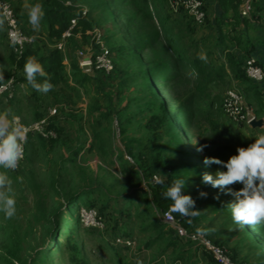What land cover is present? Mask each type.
<instances>
[{
    "label": "trees",
    "instance_id": "obj_1",
    "mask_svg": "<svg viewBox=\"0 0 264 264\" xmlns=\"http://www.w3.org/2000/svg\"><path fill=\"white\" fill-rule=\"evenodd\" d=\"M7 1L13 4L20 22L21 20L23 21V28L28 33L35 35V32L27 27L29 24L28 17L22 8L24 0ZM217 1L221 12L216 17L214 25L218 34L216 46L222 49V53L226 58V61H221L222 63L217 61L209 62L208 58L210 54L208 52L206 53L207 62L199 60L198 56H192L191 49L193 48L198 49L197 47H200L201 50L197 53L203 51L200 45L205 42V39L194 40V36L199 33L198 28L200 25L184 9L174 12L170 0H110L111 6L118 8L125 18V28L123 30L126 35V41L130 44V49L140 59L149 62L148 66L143 70V75L148 77L149 85L153 90L152 93H155L157 98H159L160 93L157 92L158 86L164 85L166 87L168 98L162 102L161 113L151 119L150 126L166 130L165 134L170 137L168 142H165L162 146L155 144V146L148 147L144 152H135L133 156L136 160L130 156L133 159V163L130 165L125 164L126 160L123 156H117V160L122 164V175L126 177L134 190L129 196L133 197L138 193L140 195L141 193L147 195L145 201L148 207L145 211H140L137 216L141 217L142 213H145L147 220H150V222L142 230L154 231L156 235L151 237L144 245L151 248L152 245L154 246V244L161 243L166 239L167 243L163 246L164 248L161 250V253L173 247V262L175 260H182L184 264H198V261L195 260V255L187 258L183 250L179 251L177 239L170 237L175 230L168 226L167 223L161 221L159 214L171 211L183 226L190 229H198L199 215L185 217L178 212L172 211L171 206L173 202L164 197V192L175 180L185 179L186 187L184 192L189 195L190 184H197L199 180H196L198 178L201 179L203 174L210 173V171L215 172L219 167L216 164L206 165L203 162L205 157H216L222 161H226L231 155L236 154L237 147L246 148L251 144L249 141L242 140L226 126L223 120L225 116V95H223L222 101H220V96L214 95L212 83L218 80L226 82L228 78L227 70L228 68L231 69L236 79L243 84H248L245 92L241 89L245 95L246 102L248 103L250 95H254L257 101L254 102L257 104V110H255L256 107L254 108V105L252 107L258 118H264V88L251 79L245 71L246 60L251 56H255L258 63L262 64L258 55L253 53L256 49L255 46L247 41L250 44L243 47L242 37L233 32L236 31L237 27L241 26L242 22H247V17L241 15V5L244 0ZM33 3H41L43 5L45 14L41 20L42 26L48 29L47 38L55 46L49 48L45 41L35 38V43L28 47L22 56L16 54L10 47L11 51L8 56L11 64L10 75L6 74L0 80V83L5 82L11 76H15L17 78L18 89L21 81L26 80V78L20 76V70L24 69V65L29 57H35L43 65L45 71L51 77V83L55 87L46 95L38 91L33 93L35 100L40 105L36 106L32 111L34 115L32 122L49 118L48 128L54 130L56 136L46 139L35 132L28 134L25 165L28 162L33 164L41 153L48 156L55 146H65L68 144V138L72 133L68 131V121H71V117L76 116L79 111L78 104H72L71 100H73L75 92L83 89L81 84L84 80L88 79V76H86L87 74L80 67L78 51L72 53L70 49L69 41L71 36L66 39L68 56L70 54V65L66 64L65 52L58 49L56 45L62 41L64 34L72 26L74 19L78 21L72 30L73 34L81 33L83 38H85L87 37L86 33L93 27V22L89 20L87 14L83 15L84 11L82 7L74 3L73 0H39ZM192 39L194 40L193 42H188ZM232 46L236 47L231 50ZM125 48L122 44L119 47H115L114 50L119 49L123 51ZM110 49L112 50V48ZM240 50H244L245 53ZM83 73L86 74L84 78L81 77ZM131 78L134 80L137 76L135 75ZM38 79L42 82L43 78ZM16 98L17 92L14 99L8 104H12ZM248 105L251 106L250 104ZM52 107H58L59 112L57 115L49 117ZM96 107L92 111L94 109L100 111L97 123L102 125V119L110 118L112 111H101V108ZM174 116L178 117L179 124L174 123ZM80 117L83 118V115ZM200 117L207 118L212 124V129L207 133L200 129V132L196 134ZM83 129L84 125H81L78 133L79 138H76L78 140L77 144L74 147L71 146L70 152L67 155L62 154L60 163H56L57 169L50 174L49 190L54 192L59 198L61 195L65 196L66 202L63 206V211L60 212V208L58 207L53 215V228L47 241H61L63 239L64 224L59 223L57 219L63 213L69 220L74 212L73 207L76 204H80L81 209L87 208L98 211V216L103 220L104 227L107 224L109 225V223H113L114 229L111 231L110 246L119 254L116 249L118 245L115 244V238L117 236L125 238L135 237L131 232L127 231L126 226L124 227L125 229L121 228L122 221L115 216L117 212L122 214L125 210L123 208L114 209L110 202L101 200L98 197V193L102 192V190L94 185L95 180L91 176L92 174L87 169L85 171V166L80 164L81 162L78 157H83L96 148L98 145L96 138H99L97 126H94V131L92 130L93 137L91 140L88 138L86 129L85 133H83ZM257 129L259 128L257 127ZM182 130L186 131L190 142H185ZM121 133H123V129H121ZM196 135H200V140L196 141ZM187 145H191L192 148H187ZM204 145L206 147L203 148V151H198V148ZM175 147L177 148L176 154L178 152L183 153L187 163L183 159L184 162L178 164L175 158L170 157L169 148ZM192 151L196 152L195 158L191 154ZM177 157L180 158V156ZM76 167L82 169L81 175L83 176L80 175V182L82 181V184L71 193H63V190L66 189V187H63L64 172L68 170H73L74 172ZM204 169L209 170V172L204 171ZM156 175L159 176V181L157 182L154 181V176ZM32 185L38 190L37 210L40 215L47 217L44 194L40 191L41 185L35 182ZM145 186L148 187L147 190L144 189ZM239 186L241 184L226 186L225 188L228 193H233L232 188L238 189ZM226 207L232 215L229 206L227 205ZM197 209L198 204L195 202L193 210L197 211ZM129 215L132 217L131 213ZM152 215L153 218L151 219ZM68 220L66 225L70 226L68 241L71 243V259L75 264H86L84 260L80 259L74 228ZM80 223L83 224L82 221ZM92 227L98 229L95 226ZM240 229L245 231L247 239L264 244V222L252 227L246 225ZM177 237L179 236L177 235ZM46 249L48 250V247ZM46 249L42 248L43 251ZM39 252L37 251L33 254L29 264H35L38 261L37 255ZM230 254L232 255L231 252ZM232 257L237 260L235 256L232 255ZM117 261L118 264H137L138 260H122L119 257ZM206 261L204 264H218L209 252H207Z\"/></svg>",
    "mask_w": 264,
    "mask_h": 264
},
{
    "label": "rangeland",
    "instance_id": "obj_2",
    "mask_svg": "<svg viewBox=\"0 0 264 264\" xmlns=\"http://www.w3.org/2000/svg\"><path fill=\"white\" fill-rule=\"evenodd\" d=\"M35 1L37 0H29L30 3ZM73 2L80 5L83 11L87 10V17L93 22V27L86 33L87 37L85 38H83L81 33L72 34L69 41L72 53L77 51L86 53L87 47L91 46L92 31L101 29L104 31L109 47L113 50L116 70L111 74H107L97 69L92 74L86 75L83 73L81 75L82 78H84V75L88 76V79L81 84L83 89L73 94L74 101L71 100L72 104H78L79 111L76 116L71 117V121H68V131L72 133L68 138L67 145L55 146L48 156L41 153L33 164L28 162L19 172H11L8 169L0 168V172H6L12 181V194L16 201V213L13 217L6 218L5 213L0 211V264H29L31 257L37 251H40L41 254L40 252L38 253V261L35 264H75L71 259V243L68 241L70 226L66 225L68 217H65V214L61 213L57 219L59 223L64 224L63 239L61 241H47L53 228V215L58 207L60 212H62L66 202L65 196L61 195L59 198L49 189L50 174L57 169L56 163H60L62 154L67 155L71 146L74 147L77 144L78 140L76 138L81 125H84L83 133H85L86 129L90 140L93 137L94 126H97L99 138H96L98 140L96 148L87 155L78 157L80 164L85 166V171L87 169L92 174L91 176L95 180L94 185L102 190V192L98 193V197L101 200L110 202L114 209L123 208L125 210L122 214L117 212L115 216L122 221L121 228L126 226L127 231L134 235L137 245L135 247L117 246L116 249L119 252L117 254L115 249L110 246L111 231L114 229L113 223L107 224L106 227H97L98 229L92 226L88 228L85 222L87 221V212L89 213L90 211L86 210L87 208L81 209V205L76 204L73 207L74 212L68 221L74 228L80 259L84 260L86 264H118L117 260L119 257L122 260H136L139 254L149 252L147 257H142V264H184L182 260L173 262L174 253L172 252V247L161 253L166 241L156 243L151 248L144 245L151 237L156 235L154 231L142 230L150 222V220H147L145 213H142L141 217L137 216L140 211H145L148 207L145 201L147 195L138 193L133 197L129 196L134 190L126 177L122 175V164L117 160V156H123L126 160L125 164L130 165L133 161L129 158L126 159V155L134 158L133 154L135 152H144L148 147L155 146V144L162 146L165 142H168L170 137L165 134L166 130L150 126L151 119L161 113L162 102L168 98L166 87L164 85L158 86L159 98H157L155 93H152L153 90L149 85V79L143 75V70H145L149 62L140 59L130 49V44L126 41V35L123 30L125 28V18L118 8L111 6L110 0H73ZM218 11L220 13V10ZM252 19L263 26L262 17L256 16ZM198 29L199 33L194 36V40L205 39V42L200 46L204 53L208 52L210 54L208 61L213 62L217 58L219 59L222 49L218 48L215 43L216 37L218 38L215 32V25L207 21L206 24L200 25ZM214 32L215 34H211ZM34 34L38 40L45 41L49 48L55 46L46 36L42 35L43 33L41 35L38 33ZM248 35L252 39L258 37V34L253 30ZM194 40L192 39L188 42H193ZM122 44L126 47L125 50H114L115 47H119ZM9 48L4 24H2L0 25V72L3 73V77L6 74L10 75L11 64L8 56L11 50ZM197 48L191 49L192 56H198L197 52L201 49L200 47ZM227 73L226 82L218 80L212 83L214 95H219L220 101H222L225 92L231 87H238L244 92L248 88V84H243L236 79L231 69L228 68ZM135 75L137 78L133 80L131 77ZM248 100V104L251 107L254 105V108L256 107L255 110H257V104L254 103L257 101L254 95H250ZM95 106L101 108V111H112L110 118L102 119V125L97 123L100 111L95 109L92 111ZM254 108L252 107V109ZM81 115H83V118L80 117ZM173 118L175 124L180 123L178 117L174 116ZM198 124L196 134L200 132V129L206 133L212 129V124L207 118L200 117ZM238 127L243 132L242 129L245 126L239 125ZM121 129H123V133H121ZM182 134H184L185 142H190L185 130H182ZM200 138V135L195 137L196 141L200 140ZM187 148L191 149L192 146L187 145ZM176 152V147L169 148L170 157L175 158L178 164L183 163V159L185 160L184 154L179 152L176 154ZM191 154L195 158L196 152L192 151ZM177 156H180L181 159ZM185 163H187V160H185ZM218 170L222 171L223 168L222 170L219 168L215 172L210 171L208 174L213 175L215 179V173ZM204 171L209 172L206 169ZM81 172L82 169L79 167H76L74 172L73 170L64 172L63 187H66V189L63 190V193H71L73 190H77V187L82 184V181L80 182ZM18 177H22V180L17 179ZM196 181L199 183L197 182L192 194L196 190H201L202 192H207L208 190V194L213 191V189L207 188L208 184L202 183V178H198ZM33 182L41 185L40 191L44 194L47 217L40 215L37 210L38 190L32 185ZM188 184L190 183L188 182ZM190 188H193L192 184H190ZM215 189L222 190L221 188ZM213 199H204L207 201L203 202L202 206L206 208L205 204ZM130 213L132 217H130ZM150 218L152 219L153 215ZM81 221L83 224L80 223ZM204 229H206V226L203 224L198 225V230ZM170 237L177 239L179 250L180 248H186L183 249L185 255L191 249L189 255L195 254L196 261L197 259L200 261L206 260L207 251L202 246L177 237L175 232ZM47 247L48 250L46 249ZM42 248L46 250L43 251ZM158 252L160 253L158 254ZM258 258L260 259V264H264L263 255L258 256Z\"/></svg>",
    "mask_w": 264,
    "mask_h": 264
},
{
    "label": "clouds",
    "instance_id": "obj_3",
    "mask_svg": "<svg viewBox=\"0 0 264 264\" xmlns=\"http://www.w3.org/2000/svg\"><path fill=\"white\" fill-rule=\"evenodd\" d=\"M28 17V22L34 32H39L40 23L44 16L41 3H30L24 0L22 5ZM3 21L0 20V25ZM198 59L207 62V55L203 51L198 53ZM24 74L29 85L36 91L47 94L54 89L51 77L45 71L43 65L35 58L29 57L24 65ZM3 73L0 72V80ZM38 78H43L42 82ZM28 129L20 122L10 108L0 111V168L15 170L19 161L23 158V145L27 141ZM206 145L198 148L203 151ZM206 165L216 164L224 171L218 170L213 175L205 173L202 176V183L210 184L214 188H225L235 184L243 185L238 191L232 194L236 202L229 205L232 212L233 222L240 228L255 226L264 222V135L258 136L253 143L245 147H237L236 154L231 155L227 161L216 157H205ZM17 179L22 180V177ZM12 181L6 172H0V211L5 213L6 218H11L16 213V201L12 194ZM185 179H177L164 192V197L170 199L172 211L182 216H195L199 212L193 210L195 201L185 194ZM231 191V190H230ZM207 193L200 192L204 197ZM191 222V221H189ZM215 229L200 230V234L214 232ZM142 264V261H137Z\"/></svg>",
    "mask_w": 264,
    "mask_h": 264
},
{
    "label": "built area",
    "instance_id": "obj_4",
    "mask_svg": "<svg viewBox=\"0 0 264 264\" xmlns=\"http://www.w3.org/2000/svg\"><path fill=\"white\" fill-rule=\"evenodd\" d=\"M256 1L257 0L243 1L241 5V15L243 17L250 18L252 16ZM69 4H71V2H69ZM170 4L174 12H179L184 9L199 25L205 24L208 16L206 0H170ZM86 14L87 10H84L83 15ZM0 19L4 24L8 44L16 54L22 56L25 50L35 43V36L28 33L23 28L13 4L7 0H0ZM77 21V19L72 21V26L66 31L62 41L58 42L56 45L58 49L65 52L66 61L68 60L66 39L72 36V30L77 24ZM92 34L91 46L88 47L87 52L78 51L80 67L83 72L88 75L92 74V72L97 69L110 74L115 70V62L113 52L105 39L104 31L101 29H94ZM245 71L251 79L264 88V67L258 63L255 56H251L246 60ZM16 92L17 78L15 76H11L5 82L0 83V101L9 103L16 96ZM224 110L228 118L239 125H251V122L258 118L254 109L246 102L243 91L237 87H231L226 91L224 97ZM58 112V107H52L49 117L57 115ZM48 119L49 118H45L23 125L27 127L28 134L35 132L46 139H50L56 136V132L48 128ZM116 123L118 122L116 121ZM23 149L24 155L19 161L18 167L15 170L8 169L9 171L19 172L26 164V143H24ZM127 158L133 161L130 156ZM154 181H159L158 175L154 176ZM145 189H148V187L145 186ZM86 210L90 211L89 213L87 212L86 215L87 221H84L88 227H104L102 219L98 216V211L95 209ZM159 218L161 221L171 226L181 239L193 242L205 248L218 264H241L239 261L233 259L229 249L225 245L215 242L208 234H200V230L198 229L186 228L171 211L159 214ZM115 244L118 246L135 247L137 245V240L135 238L117 236L115 238Z\"/></svg>",
    "mask_w": 264,
    "mask_h": 264
},
{
    "label": "crops",
    "instance_id": "obj_5",
    "mask_svg": "<svg viewBox=\"0 0 264 264\" xmlns=\"http://www.w3.org/2000/svg\"><path fill=\"white\" fill-rule=\"evenodd\" d=\"M39 1V0H37ZM207 2V11H208V21H210V24L215 23L216 17L220 14L218 10H220V6L217 0H206ZM221 12V11H220ZM26 14V12H24ZM27 15V14H26ZM262 17V24L257 23L256 21H253V17ZM247 22H242L240 27H237L236 31H233L237 33V35L241 36L243 44L246 46L247 44L252 43L255 46V50L253 51L254 54H257L260 60V63L262 66H264V0H259L257 3L254 4V11L252 12V16L250 18H247ZM21 24L23 25V21L21 20ZM27 27L29 29H32L31 25L28 24ZM251 27V28H250ZM216 28V27H215ZM255 31L258 34V37H254V39L250 38L248 33L251 34V31ZM215 32L217 33L216 29ZM211 33V34H215ZM38 34H42L47 37L48 35V29L45 28V26H42V22L40 23V29L39 32H35ZM218 35V34H217ZM41 37V36H40ZM249 41V42H247ZM217 43V37L216 42ZM248 46V45H247ZM236 46H232L231 50H233ZM251 48V47H250ZM10 49V48H9ZM240 49V48H239ZM11 50V49H10ZM245 50V49H244ZM243 51V53H245ZM217 62L226 61L225 55L222 53L221 57L217 60H214ZM222 63V62H221ZM66 64L70 65V59L68 56V60L66 61ZM11 69V66H10ZM20 76L22 78H26L24 74V69L20 70ZM37 92L35 89L31 87V85L28 84L27 80L21 81V83L18 86L17 89V98L12 104H8L6 102L0 101V111H3L5 108H10L12 112L19 117L20 122L22 124H30L33 121V109L36 106H39V102L35 100L33 93ZM43 94V93H42ZM46 95V94H43ZM43 103V102H41ZM224 122L226 126L236 135H238L242 140L249 141L251 143L254 142V140L260 136L264 135V127H258L259 129L256 130L251 125H243L245 126L244 129H242L243 132L239 129V124L234 123L232 120L228 118V116L225 114L224 116ZM227 161V160H226ZM222 170V167L219 166L218 169ZM223 169L222 171H224ZM197 184H192L193 188H190L188 190L189 195L194 198V201L198 204L197 211L199 212L197 216L199 217L198 225L203 224L206 226V229H215L214 232H209L208 235L219 244L225 245L233 256L242 264H260V259L258 256L263 255L264 257V244L263 243H257L254 241H251L246 238L245 231L240 229L234 222L232 215L230 214V211L227 209V205H231L236 202V197L232 193H228L226 191V188H223L221 191L215 189L210 184H208L209 189H213V191L207 195L202 197L200 196L201 190H196L193 193V189H195V186ZM243 185L239 186V188H232V190L238 191L240 188H242ZM218 192V193H217ZM207 198H214L211 202H207L206 208L202 206L203 202H206ZM206 209V210H205ZM164 241L167 240L165 239ZM165 243V245H166ZM186 248H180L182 251ZM172 247V252H173ZM179 250V251H180ZM186 251V250H184ZM190 251L189 249L188 254L186 257H190ZM149 252H145L143 254H139V257L136 258V260L141 261L142 257H147ZM195 254H193L194 256ZM258 255V256H257ZM192 256V255H191ZM195 258V256H194ZM196 259V258H195ZM145 261V260H144ZM198 264H204L207 261L203 260L200 261L197 259ZM143 262V261H142Z\"/></svg>",
    "mask_w": 264,
    "mask_h": 264
},
{
    "label": "water",
    "instance_id": "obj_6",
    "mask_svg": "<svg viewBox=\"0 0 264 264\" xmlns=\"http://www.w3.org/2000/svg\"><path fill=\"white\" fill-rule=\"evenodd\" d=\"M251 126H253L254 128H257V127H264V118H257V119H254V120L251 122Z\"/></svg>",
    "mask_w": 264,
    "mask_h": 264
}]
</instances>
